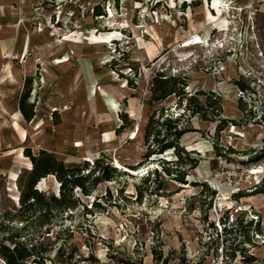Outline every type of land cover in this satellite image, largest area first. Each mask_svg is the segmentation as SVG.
<instances>
[{
	"label": "rangeland",
	"instance_id": "rangeland-1",
	"mask_svg": "<svg viewBox=\"0 0 264 264\" xmlns=\"http://www.w3.org/2000/svg\"><path fill=\"white\" fill-rule=\"evenodd\" d=\"M212 1L0 0V210L13 212L19 204L31 166L25 146L46 149L67 166L103 155L130 175L103 181L89 195L76 191L87 207L94 201L103 207L86 213L78 206L63 218L57 240L65 252L69 243L76 246L81 258L75 264H123L112 255L153 264L151 247L160 245L164 254L182 250L201 264H247L243 257L249 255L256 257L252 264H264V193H250L264 176V161H247L264 135L250 115L264 99V0H225L226 31L208 19ZM95 5L104 14L95 16ZM194 33L201 43L181 47ZM62 57L69 59L58 63ZM157 71L185 76L190 93L213 91L221 116L230 121L217 132L215 121L186 118L195 130L180 143L198 158L188 183L160 172L159 193L147 191L138 200L136 186L146 168L160 169V156L174 159L171 151L143 158L148 115L176 105L173 96L149 101ZM28 75L30 121L17 106ZM58 184L48 175L36 187L57 193ZM109 194L107 203L101 197ZM226 215L232 229L224 232Z\"/></svg>",
	"mask_w": 264,
	"mask_h": 264
},
{
	"label": "trees",
	"instance_id": "trees-1",
	"mask_svg": "<svg viewBox=\"0 0 264 264\" xmlns=\"http://www.w3.org/2000/svg\"><path fill=\"white\" fill-rule=\"evenodd\" d=\"M93 14L102 15L104 12L95 5ZM31 80V75L25 78L24 85L28 88L19 95L17 102L18 109L26 121H30L34 116L33 104L28 102ZM185 86V76L157 71L151 78L149 101L158 102L173 96L176 99V105L170 110L163 106L154 108L148 115L143 128L145 145L143 158L147 160L171 151L174 159L160 157L162 162L160 169L146 168L140 176L142 186H136L138 200H141L147 191L150 194L159 193L163 187L160 172L182 184L188 183L186 175L197 165L198 158L190 156V150L185 149L180 143L187 132L195 130L188 125V120L185 122L186 118L190 119L194 115H199L204 120L215 121L217 132L230 121L221 116L222 103L220 97L213 91L199 90L190 93L185 90ZM241 102L239 99V108L243 110ZM259 106V111H252L250 115L264 129V99L260 101ZM180 107L182 111L176 114L175 109ZM121 116L123 119L126 118L125 115L121 114ZM22 152L29 159L31 166L26 183L21 188L17 208H13V212L3 208L0 210V259L4 264H55L54 257H56L57 264H75L81 258V255L77 254L76 246L69 243L68 250L65 252L63 251L67 248L65 243L57 240L58 233L62 231L63 218L69 216V212L77 209L78 206H82L86 213L93 210L92 206L103 207L99 201H94L90 207H87L80 201L76 191L82 195H89L99 183L114 180L120 174L130 175V173L118 170L103 155L95 158L90 162L91 164L85 162L81 166H67L52 152L43 148L33 152L29 146H25ZM252 152L253 154L247 156L248 162L264 161V135L259 148ZM169 162L171 165L165 166ZM137 168L132 166L130 169ZM48 175H52L59 183L57 193H49L36 187L38 181ZM250 193H264V176ZM241 194L235 193L234 198ZM110 197L109 194L101 198L108 203ZM227 218L226 215L222 221L224 232L232 229H228L225 225ZM251 221L252 219L243 224L244 227H250ZM238 223H242V218L236 219L234 224ZM54 226H58V230L52 238L50 235L54 232ZM254 231L258 235L261 234L257 221ZM247 240L250 241L248 236ZM150 253L153 264H170V261L174 259H176L174 264H201V261L189 260L182 250L179 256H175L174 250L164 254L161 245L158 248L152 246ZM110 257L123 264H142L141 258L134 261L132 258H117L115 255ZM243 260L247 264H252L256 257L244 256Z\"/></svg>",
	"mask_w": 264,
	"mask_h": 264
},
{
	"label": "bare ground",
	"instance_id": "bare-ground-1",
	"mask_svg": "<svg viewBox=\"0 0 264 264\" xmlns=\"http://www.w3.org/2000/svg\"><path fill=\"white\" fill-rule=\"evenodd\" d=\"M228 4L226 3L225 0H213L212 1V7H209L208 10H207V16H208L209 21L211 23H213L220 31H226L227 28H228V20H226V17L227 16L224 15L228 11V9H229V5ZM210 8L211 9L214 8L215 9V13L212 12L210 10ZM68 59L69 58L65 57L63 59H58L57 62L58 63H61V62L67 61ZM137 131H134L132 133L131 138H135V136L137 134ZM91 155H92V153L88 154L89 157Z\"/></svg>",
	"mask_w": 264,
	"mask_h": 264
},
{
	"label": "built area",
	"instance_id": "built-area-1",
	"mask_svg": "<svg viewBox=\"0 0 264 264\" xmlns=\"http://www.w3.org/2000/svg\"><path fill=\"white\" fill-rule=\"evenodd\" d=\"M202 37L199 33L190 34L185 37L181 42V47H189L198 45L201 43Z\"/></svg>",
	"mask_w": 264,
	"mask_h": 264
},
{
	"label": "water",
	"instance_id": "water-1",
	"mask_svg": "<svg viewBox=\"0 0 264 264\" xmlns=\"http://www.w3.org/2000/svg\"><path fill=\"white\" fill-rule=\"evenodd\" d=\"M160 157H162V156H160Z\"/></svg>",
	"mask_w": 264,
	"mask_h": 264
}]
</instances>
